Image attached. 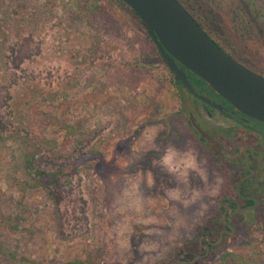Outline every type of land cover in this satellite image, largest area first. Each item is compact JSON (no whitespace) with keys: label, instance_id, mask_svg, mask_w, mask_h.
<instances>
[{"label":"rangeland","instance_id":"rangeland-1","mask_svg":"<svg viewBox=\"0 0 264 264\" xmlns=\"http://www.w3.org/2000/svg\"><path fill=\"white\" fill-rule=\"evenodd\" d=\"M180 1L264 71V0ZM193 98L124 2L0 0V264L193 253L229 176L183 115ZM257 213L191 264H264Z\"/></svg>","mask_w":264,"mask_h":264},{"label":"flooded vegetation","instance_id":"flooded-vegetation-1","mask_svg":"<svg viewBox=\"0 0 264 264\" xmlns=\"http://www.w3.org/2000/svg\"><path fill=\"white\" fill-rule=\"evenodd\" d=\"M236 60L264 75L256 66ZM196 91L212 103L188 91L194 98L181 103L183 115L193 135L229 168L228 180L217 200L219 210L206 216L212 225L200 228V234L191 241L197 247L190 254L206 256L215 253L226 236L234 235L238 223L256 220L264 206V123L238 111L212 88L208 87L207 93Z\"/></svg>","mask_w":264,"mask_h":264},{"label":"water","instance_id":"water-1","mask_svg":"<svg viewBox=\"0 0 264 264\" xmlns=\"http://www.w3.org/2000/svg\"><path fill=\"white\" fill-rule=\"evenodd\" d=\"M122 1L144 24L175 80L191 94L212 103L198 94L186 71L203 79L238 111L264 123V75L234 59L180 0ZM204 256L188 253L173 264L193 263Z\"/></svg>","mask_w":264,"mask_h":264},{"label":"trees","instance_id":"trees-1","mask_svg":"<svg viewBox=\"0 0 264 264\" xmlns=\"http://www.w3.org/2000/svg\"><path fill=\"white\" fill-rule=\"evenodd\" d=\"M120 1H122V0H120ZM123 2V1H122ZM181 2V1H180ZM182 3V2H181ZM183 4V3H182ZM184 5V4H183ZM185 6V5H184ZM129 7V6H128ZM186 7V6H185ZM130 8V7H129ZM187 8V7H186ZM188 9V8H187ZM189 10V9H188ZM190 11V10H189ZM191 12V11H190ZM134 13V12H133ZM192 13V12H191ZM135 14V13H134ZM135 16L139 19V17L135 14ZM193 16H194V14H193ZM195 17V16H194ZM196 18V17H195ZM197 19V18H196ZM140 20V19H139ZM198 20V19H197ZM140 22H141V20H140ZM202 26H203V24L200 22V21H198ZM142 23V22H141ZM143 24V23H142ZM144 25V24H143ZM204 27V26H203ZM207 32H208V34H210V32L208 31V30H206ZM149 33V32H148ZM149 36H150V38H151V40L154 42V40L152 39V37H151V35L149 34ZM210 36H212L211 34H210ZM215 39V38H214ZM216 40V39H215ZM217 41V40H216ZM218 42V41H217ZM155 43V42H154ZM219 43V42H218ZM220 44V43H219ZM156 45V44H155ZM221 45V44H220ZM222 46V45H221ZM156 47H157V45H156ZM157 51H158V53L160 54V51H159V49H158V47H157ZM161 55V54H160ZM162 57V56H161ZM163 59V58H162ZM164 60V59H163ZM164 62H165V60H164ZM165 64H166V62H165ZM167 65V64H166ZM168 66V65H167ZM187 72V74H188V77H189V79H190V81H191V83L196 87V83L197 82H203V83H205L210 89H211V87L203 80V79H201L199 76H197L196 74H194V73H191V72H189V71H186ZM177 82V84H179L180 86H182L184 89H186L184 86H183V84L181 83V82H179V81H176ZM196 89H198L197 87H196ZM186 91L188 92V90L186 89ZM227 256L226 257H236L235 255H233V254H226Z\"/></svg>","mask_w":264,"mask_h":264}]
</instances>
